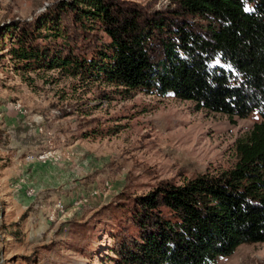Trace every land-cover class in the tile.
<instances>
[{"label": "rangeland", "instance_id": "rangeland-1", "mask_svg": "<svg viewBox=\"0 0 264 264\" xmlns=\"http://www.w3.org/2000/svg\"><path fill=\"white\" fill-rule=\"evenodd\" d=\"M60 1L0 0V264H119L112 235L133 229L121 207L166 183L233 168L236 142L261 120L257 111L230 120L172 94L128 92L59 67L17 66L15 35L4 32L36 28ZM119 1L147 13L171 2ZM62 16L65 39L41 36L35 47L68 42L88 53L108 41ZM213 264H264V242Z\"/></svg>", "mask_w": 264, "mask_h": 264}, {"label": "trees", "instance_id": "trees-1", "mask_svg": "<svg viewBox=\"0 0 264 264\" xmlns=\"http://www.w3.org/2000/svg\"><path fill=\"white\" fill-rule=\"evenodd\" d=\"M55 8L34 29L4 32L2 39L15 35L9 53L17 66L172 94L230 120L252 111L261 118L236 142L233 168L166 183L123 205L133 229L112 235L117 262L213 264L241 244L264 242V0H171L153 13L119 0H64ZM63 14L108 41L88 53L68 42L61 50L35 47L41 36L65 39Z\"/></svg>", "mask_w": 264, "mask_h": 264}]
</instances>
